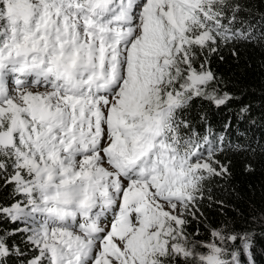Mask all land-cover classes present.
I'll use <instances>...</instances> for the list:
<instances>
[{
	"label": "snow or ice",
	"instance_id": "1",
	"mask_svg": "<svg viewBox=\"0 0 264 264\" xmlns=\"http://www.w3.org/2000/svg\"><path fill=\"white\" fill-rule=\"evenodd\" d=\"M248 15L241 0H0V264H242L251 232L187 231L230 172L224 137L181 116L239 99L209 65L264 43Z\"/></svg>",
	"mask_w": 264,
	"mask_h": 264
},
{
	"label": "trees",
	"instance_id": "2",
	"mask_svg": "<svg viewBox=\"0 0 264 264\" xmlns=\"http://www.w3.org/2000/svg\"><path fill=\"white\" fill-rule=\"evenodd\" d=\"M241 3L249 7L247 18L257 31L264 30V0ZM233 47L238 52L236 57L232 55ZM209 66L220 79L221 89L239 99L220 108L194 99L181 118L187 119L201 136L211 133L217 142L224 137L225 150L217 154V159L228 164L230 176L213 177L207 182L209 191L198 205L197 219L189 217L187 231L195 234L199 227L195 238L207 240L208 225L247 230L252 233L251 248L242 257V264H264V220L260 219L264 216V43L240 42L222 47L210 57ZM244 104L251 105V109L241 118L238 111ZM229 122L231 127L225 128ZM10 191L0 187V200L7 199ZM220 201L223 206L217 203ZM10 264H20V259L12 257Z\"/></svg>",
	"mask_w": 264,
	"mask_h": 264
},
{
	"label": "rangeland",
	"instance_id": "3",
	"mask_svg": "<svg viewBox=\"0 0 264 264\" xmlns=\"http://www.w3.org/2000/svg\"><path fill=\"white\" fill-rule=\"evenodd\" d=\"M210 237H209V234H208V238H207V240L209 239ZM202 240V239H201ZM206 241V240H205Z\"/></svg>",
	"mask_w": 264,
	"mask_h": 264
}]
</instances>
